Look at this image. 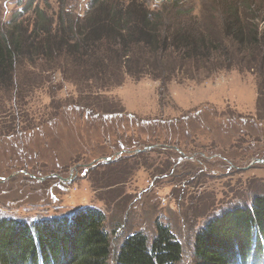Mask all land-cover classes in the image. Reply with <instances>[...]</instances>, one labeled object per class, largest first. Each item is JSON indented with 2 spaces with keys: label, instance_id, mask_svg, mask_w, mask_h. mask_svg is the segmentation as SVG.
Returning <instances> with one entry per match:
<instances>
[{
  "label": "rangeland",
  "instance_id": "rangeland-1",
  "mask_svg": "<svg viewBox=\"0 0 264 264\" xmlns=\"http://www.w3.org/2000/svg\"><path fill=\"white\" fill-rule=\"evenodd\" d=\"M90 1L34 4L56 22L61 6L81 16ZM111 1L146 2L152 11L169 12L164 21L172 25L181 12L199 22L215 9L214 0ZM26 2L0 0V26ZM29 15L24 25L33 18ZM63 60H45L52 70L38 63L21 68L11 87L0 86L5 107L0 117V219L31 224L70 219L84 207L99 210L109 238L108 264H115L127 237L140 232L151 239L160 222L182 245L179 264H194L193 242L200 227L230 207L250 206L255 194L264 196V90L260 96L259 75L232 68L201 84L169 76L164 84L144 71L138 78L119 75L96 86L79 67L68 65L63 77ZM81 82H93L88 95L113 99L134 123L118 127L80 108ZM65 100H72L73 108L60 111L58 102ZM49 116L53 119H43ZM108 132L126 133L131 143L147 148V155L118 152L102 139Z\"/></svg>",
  "mask_w": 264,
  "mask_h": 264
},
{
  "label": "trees",
  "instance_id": "trees-1",
  "mask_svg": "<svg viewBox=\"0 0 264 264\" xmlns=\"http://www.w3.org/2000/svg\"><path fill=\"white\" fill-rule=\"evenodd\" d=\"M36 1L28 0L0 26V86L11 87L14 73L21 68L38 63L52 70L44 61L62 58L63 77L68 65L79 67L96 86L116 81L119 75L138 78L144 71L164 84L168 76L201 84L212 75L237 68L259 75L257 86L263 94L264 0H214L215 9L208 18L198 22L189 12H181L174 25L164 21L169 12L152 11L146 2L142 6L136 1L91 0L81 16L61 6L55 22ZM27 14L33 15L30 27L24 25ZM92 83L81 82L83 86L76 88L84 94L78 100L80 108L118 127L134 123L113 99L88 95ZM58 104L60 111L67 105L73 108L72 100ZM2 108L0 103V117ZM119 133L102 139L113 143L118 152L147 155V148ZM251 201L250 206L221 211L198 229L194 264H264V196L255 194ZM108 248L104 215L90 207L77 210L70 219L63 216L31 224L0 219V264H108ZM181 255L182 245L169 226L157 222L151 239L140 232L127 237L115 264H179Z\"/></svg>",
  "mask_w": 264,
  "mask_h": 264
},
{
  "label": "water",
  "instance_id": "water-1",
  "mask_svg": "<svg viewBox=\"0 0 264 264\" xmlns=\"http://www.w3.org/2000/svg\"><path fill=\"white\" fill-rule=\"evenodd\" d=\"M158 1V0H157Z\"/></svg>",
  "mask_w": 264,
  "mask_h": 264
}]
</instances>
